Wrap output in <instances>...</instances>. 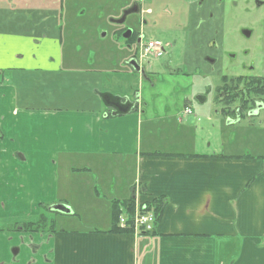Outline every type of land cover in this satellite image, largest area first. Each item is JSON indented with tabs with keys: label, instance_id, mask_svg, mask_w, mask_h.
I'll use <instances>...</instances> for the list:
<instances>
[{
	"label": "crops",
	"instance_id": "obj_1",
	"mask_svg": "<svg viewBox=\"0 0 264 264\" xmlns=\"http://www.w3.org/2000/svg\"><path fill=\"white\" fill-rule=\"evenodd\" d=\"M50 4L0 0V264H264V111L162 105L127 55L65 42ZM145 206L153 231L115 225Z\"/></svg>",
	"mask_w": 264,
	"mask_h": 264
},
{
	"label": "rangeland",
	"instance_id": "obj_2",
	"mask_svg": "<svg viewBox=\"0 0 264 264\" xmlns=\"http://www.w3.org/2000/svg\"><path fill=\"white\" fill-rule=\"evenodd\" d=\"M125 2L126 0H59L58 5L50 4L49 14H56V21L59 17L65 19L62 24L65 42H79L80 51L84 54L92 51L97 55V48L106 50L115 55V62L122 66L124 64L121 59L126 55L130 58L136 52L134 46L129 47L126 43L123 29L134 21L137 24L146 19L145 37L159 39L168 44V47L161 57L148 56L143 59L142 65L148 72V78H144V88L137 92L144 96L156 95V102L162 105L175 104L180 110L183 109L185 96L194 95L193 101L196 102L199 94L206 92L212 97L223 87L226 93L245 88L246 93H255L248 91V85L243 83L238 84L235 91L232 82H225L224 85L220 78L232 77L239 72L251 74L249 69H241L240 59L245 55V50L257 51L258 54L264 51V6L258 7L255 0H203L190 9L186 0H152L149 4L153 9L152 14H130L123 24L114 22L112 19L121 15ZM44 12H47L45 7ZM79 14L83 16L77 19ZM89 18L95 21L89 23ZM86 24L94 27L89 30L85 27ZM247 28L254 31L251 38L243 35L242 31ZM92 31L97 38L94 46L89 40ZM215 39L217 47L213 54L219 57L220 62L212 66L204 57V52L208 49L207 43L210 45ZM250 61L251 56L247 57V64ZM255 64L257 70L252 74L264 75L261 68L263 64H260L261 67L258 63ZM201 81L203 84L198 87ZM238 103L240 101L235 98L230 102L225 101L222 111L233 115ZM253 120L258 121V117ZM246 123L249 122L242 121L234 129L238 130ZM260 131H263L264 140V126ZM149 208L155 209L152 206ZM60 217L67 220L70 218L69 215ZM74 217L75 215H71V218Z\"/></svg>",
	"mask_w": 264,
	"mask_h": 264
},
{
	"label": "flooded vegetation",
	"instance_id": "obj_3",
	"mask_svg": "<svg viewBox=\"0 0 264 264\" xmlns=\"http://www.w3.org/2000/svg\"><path fill=\"white\" fill-rule=\"evenodd\" d=\"M199 1H201V0H199ZM257 1H262V4L258 5ZM135 2H137L139 5L138 6L139 12L138 13H132V14H137V15L147 14L146 13L147 7H146L144 0H133L127 7L122 8V13L118 18H121L124 10L133 6L135 4ZM202 2H203V0H202ZM255 3L258 7L264 6V0H255ZM123 23H119V24H123ZM146 24H147L146 19H142L140 21V23H137V24L134 21V22H132L131 25H129L128 27H125L122 31V33L124 34L127 30H131L130 37L125 38V39H126V43L128 44L129 47H131V46L135 47L136 52L134 55H131V57L129 58V64L133 68H135L130 62L132 59L136 60V62L141 66V68L144 69V73L141 71H137V70L136 71L140 72L144 78H148L147 77L148 72H146L144 66L142 65L143 59L146 57L141 58L140 49H141V45L145 41L149 40L145 37ZM248 31H250L249 35H247ZM242 32H243V35H245L247 38H251L254 34V31L252 29H248V28L244 29ZM123 34H120V35H123ZM211 39H213V38H211ZM156 40H159V39H156ZM159 41H161V40H159ZM208 43H207L208 49L205 50L204 57L206 58L208 63H210L212 66L213 65L216 66L220 62L219 57L217 55L213 54L214 49L217 47V41L215 39V41H212V43L210 45H208ZM162 44H163L162 54L160 56H155V57H161L166 53V48L168 47V44H164L163 42H162ZM203 47H204V45H203ZM244 53H245V55L240 59L241 69L242 70L249 69L251 71V74H244V73L239 72L238 74H236L232 77L228 76L229 78L228 77L226 78L224 76H223V78H220L222 81H224V83L229 82L231 84V82H232V84H234V90L235 91L237 90V85L242 84V83L247 84V85H249V84H260V83L264 84V75H262L261 73L252 74L255 72V70H257V66L255 63H258L259 65L263 64V67H261V65H260V67L262 68V70H264V51H262L258 54L257 51H255V52L251 51L250 52V50H245ZM249 56L252 57V61H250L249 64H247V57H249ZM235 59H236V55H235ZM224 85H226V83ZM224 90H225V88L223 87L217 93L224 95L223 99L226 102L227 101L230 102L234 98L238 99L240 101V103H238L239 105L234 110L235 115H238L239 117H241L242 115H245V117L247 115L248 116H253V115L259 116L260 113L264 111V94L256 93V92L249 94V93L245 92L246 88L238 90L236 92H230V90L229 91L227 90L228 91L227 93L224 92Z\"/></svg>",
	"mask_w": 264,
	"mask_h": 264
},
{
	"label": "built area",
	"instance_id": "obj_4",
	"mask_svg": "<svg viewBox=\"0 0 264 264\" xmlns=\"http://www.w3.org/2000/svg\"><path fill=\"white\" fill-rule=\"evenodd\" d=\"M163 52V44L156 39L145 41L141 45L140 56H160ZM191 112L190 109L186 110ZM156 213L154 209H148L147 206L138 208L135 212L125 215H119L118 224L120 228H131L135 231L151 232L156 223Z\"/></svg>",
	"mask_w": 264,
	"mask_h": 264
},
{
	"label": "water",
	"instance_id": "obj_5",
	"mask_svg": "<svg viewBox=\"0 0 264 264\" xmlns=\"http://www.w3.org/2000/svg\"><path fill=\"white\" fill-rule=\"evenodd\" d=\"M257 4L258 5H261L262 4V1H257ZM138 3L135 2V4L133 6H131L130 8H127L124 10L123 12V15L121 16V18H118V19H112L114 22H117V23H123L125 22L127 16L129 14H132V13H138L139 12V7H138ZM250 34V31L247 32V35ZM131 35V30H127L125 33H124V37L125 38H128L130 37ZM137 71H141L144 73V69L141 68V66L136 62V60H131L130 62ZM106 98L108 97V99H114L111 103V105L114 107L115 111H114V114H125L127 112H129V110L131 109V104L128 102L126 104L120 102L118 99L119 98H114L112 96H109L108 94H105L104 95ZM54 209L56 210H59L61 212H65V213H71L72 212V208L67 205V204H56L53 206Z\"/></svg>",
	"mask_w": 264,
	"mask_h": 264
},
{
	"label": "trees",
	"instance_id": "obj_6",
	"mask_svg": "<svg viewBox=\"0 0 264 264\" xmlns=\"http://www.w3.org/2000/svg\"><path fill=\"white\" fill-rule=\"evenodd\" d=\"M248 87H249V89H248V91H254V92H256V93H262V94H264V84H249L248 85ZM133 202L131 201V202H129V203H127L126 205H127V207H128V209H130L131 208V206L133 205L132 204ZM158 208V207H157ZM158 209H160V207L158 208ZM161 209H162V206H161ZM120 210L118 209L117 210V212L115 213V225L116 226H118V220H119V215H120ZM133 213V212H132ZM156 213V212H155ZM156 215H157V213H156Z\"/></svg>",
	"mask_w": 264,
	"mask_h": 264
},
{
	"label": "bare ground",
	"instance_id": "obj_7",
	"mask_svg": "<svg viewBox=\"0 0 264 264\" xmlns=\"http://www.w3.org/2000/svg\"><path fill=\"white\" fill-rule=\"evenodd\" d=\"M130 56V55H129Z\"/></svg>",
	"mask_w": 264,
	"mask_h": 264
}]
</instances>
